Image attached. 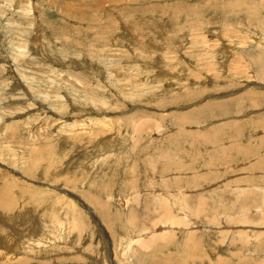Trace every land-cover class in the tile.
<instances>
[{"label":"rangeland","instance_id":"rangeland-1","mask_svg":"<svg viewBox=\"0 0 264 264\" xmlns=\"http://www.w3.org/2000/svg\"><path fill=\"white\" fill-rule=\"evenodd\" d=\"M0 264H264V0H0Z\"/></svg>","mask_w":264,"mask_h":264},{"label":"bare ground","instance_id":"bare-ground-1","mask_svg":"<svg viewBox=\"0 0 264 264\" xmlns=\"http://www.w3.org/2000/svg\"><path fill=\"white\" fill-rule=\"evenodd\" d=\"M250 8V7H249ZM10 192V191H9ZM131 245V244H130ZM129 246V245H128ZM128 246H127V248H128ZM130 253H131V251H130ZM125 254V253H124ZM128 255V254H127Z\"/></svg>","mask_w":264,"mask_h":264}]
</instances>
